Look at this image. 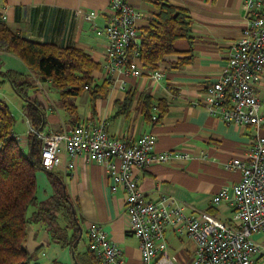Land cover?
<instances>
[{"label": "crops", "instance_id": "crops-1", "mask_svg": "<svg viewBox=\"0 0 264 264\" xmlns=\"http://www.w3.org/2000/svg\"><path fill=\"white\" fill-rule=\"evenodd\" d=\"M184 7L191 18V38H177L174 52L164 56L158 68L159 77L145 72L141 60L140 74L124 70L107 74L102 67L107 38L96 27H102L110 11L108 0H0V19L19 35L57 47L73 46L88 52L100 67L93 71L95 80L110 81L103 97L94 102L92 110L86 90L74 98L77 117L61 106L57 92L49 81H41L17 54L0 49V98L9 100L8 92L21 97L9 76L19 74L29 80L30 100L38 103L42 116L41 128L66 130L74 124L90 120L103 121L112 136L122 139L150 133L155 137L157 151H169V159L153 162L143 169L135 168L139 187L148 199L164 194L170 206H180L191 215L206 210L220 220L232 222L233 208L229 198L218 203L212 197L223 188L230 189L241 176L239 169L225 164L243 158L256 134L264 135V125H238L211 114L204 102L205 85L213 82L226 65L231 43L241 37L246 24L245 0H128L139 11L137 26H148L159 10L158 2ZM78 9L97 11L95 24L85 19ZM264 113V69L257 87ZM130 94V100L127 99ZM153 101L152 116L157 103L164 101L165 113L160 119L143 112V95ZM21 110L29 126L23 98ZM129 100V103H125ZM39 126V127H40ZM21 146L28 147L29 132L17 133ZM61 153L60 161L50 172L63 180L65 191L78 219L58 218L55 223L34 220L27 227L25 246L35 264H95L88 250L87 225L99 223L107 236L119 245L126 261L140 260L139 239L128 230L125 212V189L111 188L112 178L105 166L83 157ZM37 197L42 202L53 194L48 171L37 170ZM61 236V237H60ZM60 238L58 241L57 238ZM167 251L174 264H189L195 243L185 234L166 226ZM264 264V254L259 255Z\"/></svg>", "mask_w": 264, "mask_h": 264}, {"label": "built area", "instance_id": "built-area-1", "mask_svg": "<svg viewBox=\"0 0 264 264\" xmlns=\"http://www.w3.org/2000/svg\"><path fill=\"white\" fill-rule=\"evenodd\" d=\"M108 2L106 24L94 26L107 38L102 67L107 74L124 70L139 75L136 50L130 57L129 48L139 45L140 13L128 0ZM245 7L247 19L241 37L231 43L219 76L205 85L203 103L211 114L226 122L259 127L264 125L261 99L256 92L264 69V0H245ZM77 12L95 24L97 11ZM161 74L159 68L148 73L152 77ZM152 118L155 120L156 115ZM28 132L41 142L40 163L45 170H51L64 152L70 157L68 167L74 166L76 157H83L105 166L113 190L123 185L128 230L139 239L140 260L126 261L119 245L99 223L91 221L86 229L87 247L95 264H174L167 251V225L194 240L189 264H259L264 250L252 234L264 231V135H255L243 158L233 157L225 164L241 173L230 189H220L212 197L214 203L230 199L234 212L232 222H226L206 210L188 215L182 207L170 206L171 199L164 194L156 199L144 196L133 170L165 161L172 155L169 151H157L155 137L150 133L122 139L109 134L103 121L90 120L61 131L37 128L29 122Z\"/></svg>", "mask_w": 264, "mask_h": 264}, {"label": "trees", "instance_id": "trees-1", "mask_svg": "<svg viewBox=\"0 0 264 264\" xmlns=\"http://www.w3.org/2000/svg\"><path fill=\"white\" fill-rule=\"evenodd\" d=\"M158 6L156 17L140 30L139 45L129 48L130 57L136 50L146 73L157 69L164 56L175 51V39L191 38V18L184 7L163 1L158 2ZM0 49L17 54L38 75L39 80L49 81L58 94L61 106L75 117L76 96L86 90L94 110L95 100L103 97L108 90L110 81L107 77L102 81L95 80L92 73L100 67V63L88 52L73 46L57 47L49 42L27 39L12 31L1 19ZM9 78L16 92L27 101L24 109L30 123L41 128L43 121L39 105L30 100L27 92L30 81L19 74L11 73ZM130 97L127 94L126 98L130 100ZM142 102L144 114L151 118V97L143 95ZM157 108L155 115L158 120L165 113V102H158ZM14 121L8 103L0 98V264H35L25 246L30 222L47 220L55 223L60 230L58 218L64 219L67 224L68 219L78 218L63 180L45 170L40 163V140L29 133L28 147H22L13 129ZM39 169L48 171L53 186V194L42 202L37 197L36 173Z\"/></svg>", "mask_w": 264, "mask_h": 264}, {"label": "rangeland", "instance_id": "rangeland-1", "mask_svg": "<svg viewBox=\"0 0 264 264\" xmlns=\"http://www.w3.org/2000/svg\"><path fill=\"white\" fill-rule=\"evenodd\" d=\"M29 89L30 88H28L27 91ZM8 97L9 100H7L6 102L8 103L15 118L13 129L16 130L17 133L24 132L21 134H25V130H28V126L26 118L21 110L22 99L21 97H15V95L11 94V92H8ZM252 238L259 242L262 246V249L264 250V231L253 233Z\"/></svg>", "mask_w": 264, "mask_h": 264}]
</instances>
